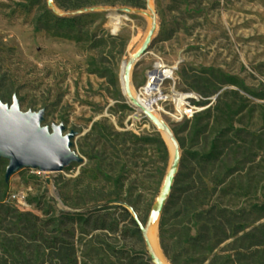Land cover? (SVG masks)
Wrapping results in <instances>:
<instances>
[{
  "label": "rangeland",
  "instance_id": "374dc122",
  "mask_svg": "<svg viewBox=\"0 0 264 264\" xmlns=\"http://www.w3.org/2000/svg\"><path fill=\"white\" fill-rule=\"evenodd\" d=\"M44 1L0 0V99L11 104L17 95L22 110L46 109L43 124L65 122V132L76 129L72 148L84 159L62 170L23 166L6 178L8 187L0 185V195L7 190V201L38 214L37 225L57 238V247L40 257L35 246L25 248L23 260L0 243V264H71L73 256L78 264H157L133 219L136 211L147 222L168 174L171 152L167 145L166 157L156 144L141 145L131 135L162 133L144 111L135 116L140 106L124 85L126 62L150 30L147 4L65 11L46 0L58 14L100 13L81 30H56L36 27ZM154 9L158 28L134 64V91L144 94L151 69L162 62L176 66L162 90L191 94L181 102L162 99L161 107L156 106L182 151L172 188L177 202L169 206L163 225L164 210L160 217L162 250L172 264H210L227 254L237 263L260 257L264 264V209L258 207L264 203V0H154ZM92 57L97 65L116 70L118 87L90 69ZM228 74L241 83L226 82ZM186 102L201 109L179 118L176 112ZM215 138L217 158L208 162L192 157L190 151H210ZM99 156L105 166L116 164L114 173L127 175V199L116 198L117 187L109 182H90V168ZM9 161L0 159V179ZM192 187L208 191L204 213L191 219L180 213V203ZM14 192L26 195L24 207L11 199ZM68 212H83L89 221L63 219ZM200 218L207 219L211 235H220L196 240ZM227 219L243 227L233 231ZM14 220H2L0 240L19 238L21 244H33L30 228L19 231ZM117 222L120 229L114 231ZM222 222L232 235L217 243L224 235L218 226Z\"/></svg>",
  "mask_w": 264,
  "mask_h": 264
},
{
  "label": "trees",
  "instance_id": "16d2710c",
  "mask_svg": "<svg viewBox=\"0 0 264 264\" xmlns=\"http://www.w3.org/2000/svg\"><path fill=\"white\" fill-rule=\"evenodd\" d=\"M57 4L65 11L70 10H77V9H83L85 7H90L94 5H101V4H130L136 7H145L147 4V0H56ZM40 16L38 18V23L36 25L37 28L47 27V28H53L56 30H81L82 27H84L85 24L88 22L95 21V18L100 15L97 11H89L86 13H83L81 15H65V14H58L55 12L48 4V2L45 0L41 6H40ZM90 69L95 72H99L101 75H105L109 78V81L114 84L116 87L119 85V78L118 73L115 69L112 67L107 66H101L97 65V60L95 57H92L89 61ZM226 82L230 83H236L240 84L241 81L236 75L228 74L226 75ZM133 137H135L141 145L145 144H156L158 149L163 152V154L167 157L168 155V147L166 144L165 139L162 135L159 133L153 132L152 134L148 135H138V134H131ZM184 142L182 141V144ZM219 144L217 138H215L212 141V148L210 151L203 153L199 150H193L190 151V154L192 157L196 160H204V161H212L215 158L219 156ZM110 166V167H109ZM116 168V164L112 163L108 166L103 163V159L99 156L95 160V164L90 168V176L91 181L95 182L96 184H100L102 182H109L111 185H114L117 187L116 198L120 197L121 199H127V195L123 196L124 190H125V183H126V177L127 175L123 172H115L114 170ZM0 185L8 187V182L5 177H1L0 179ZM207 191L208 188H202L195 189L194 187L189 188L186 190L187 194L186 197L183 198L182 202L180 203V213L184 215L185 217L189 218H196L198 216H202L205 209L203 208V205L206 204L207 199ZM6 193L7 190H4L2 194L0 195V225H2V220H4L7 216H11L15 218V224H17L19 231H25L27 232V229L30 228V236H31V242L33 244H21V240L13 239L12 241H9V238H2L0 240V243L2 244L4 250L9 252L14 258L18 260L25 259V254H22L25 250V248H30L31 246H35L37 250L36 257H40L42 254V251L46 252L48 249H55L57 247V238L55 236H51L42 229V227L38 226L36 223V219H39L40 216L36 213H32L30 211L20 210L18 206L12 204L10 201L6 200ZM176 194L175 190H173L170 194V199L168 203L165 206L164 214L162 218V225L165 223V217L167 210L169 209V206L171 203L177 202L175 200ZM259 209H264V203L258 204ZM126 208V207H125ZM127 213L131 215L129 209H126ZM63 219H66L68 221H89L88 215H86L83 212H68L64 213ZM52 220H57V216H51ZM133 219V218H132ZM202 218H200L201 220ZM133 221L136 222L137 225H139L137 219H133ZM227 223L230 229H233V231L240 230L241 227H243L241 224L235 225L232 223L230 219H227ZM219 227L223 230L224 235L222 234L218 238V242L226 240L229 238L232 234L230 232H227V229L224 228V222L222 224H218ZM101 227V226H98ZM102 227H107L102 226ZM208 228L207 226V219H202V224L199 227L197 235L194 237L196 240L203 238L204 240L210 241L212 237L215 235H220V233H216L214 235H211V232L209 230H206ZM112 229L114 231H117L119 228V222L116 223V226H112ZM139 231H141V227L137 228ZM247 232L243 235L244 237H247ZM213 249V246L210 247V250ZM226 259H221L219 262H216V260H212L210 264H262L261 258H250V260L247 261H241L240 263L236 262V258L232 256V254H227L225 257ZM71 264H78V258L77 256H73V258L70 260Z\"/></svg>",
  "mask_w": 264,
  "mask_h": 264
},
{
  "label": "water",
  "instance_id": "95a60500",
  "mask_svg": "<svg viewBox=\"0 0 264 264\" xmlns=\"http://www.w3.org/2000/svg\"><path fill=\"white\" fill-rule=\"evenodd\" d=\"M48 2L50 5L55 4L58 9L62 10L56 0H48ZM148 3L149 1L147 0V5ZM97 6L94 5L83 9L95 8ZM126 7L134 6L127 4ZM152 38V31L150 32L149 30L146 42L138 52L139 58L146 52ZM133 67V62L129 58L126 62L124 78L127 83L126 90L130 94L131 88L129 82L131 81ZM132 98L140 106L135 116L137 115L138 117L139 113L144 111L153 119L162 133L172 155V148L163 133V127L166 124L150 108H142L140 102L135 97ZM45 113V108L39 110H22L17 95H14L11 104L0 99V159L2 156H5L10 160L6 169L7 179L10 178L13 172L23 166L39 167L42 170H62L73 161H82L84 159L78 151L72 148V138L76 135L77 130L72 129L65 132V122H54L52 127L48 124H43ZM181 156L182 151L179 141V148L176 150V160L170 165L160 195L150 212L147 222H143L139 214L134 211L135 217L144 231L148 246L151 245V242L146 233L147 225L153 220L157 209L161 211V214L164 210L167 199L172 192ZM151 252L154 260L158 264L160 259L153 251Z\"/></svg>",
  "mask_w": 264,
  "mask_h": 264
},
{
  "label": "bare ground",
  "instance_id": "6f19581e",
  "mask_svg": "<svg viewBox=\"0 0 264 264\" xmlns=\"http://www.w3.org/2000/svg\"><path fill=\"white\" fill-rule=\"evenodd\" d=\"M148 1L149 3L147 5V8L145 9V12L150 20V32L152 31V34L154 36L158 28V20H157L156 12L154 9V0H148ZM54 7L58 9L55 4H54ZM113 19L115 23H118L119 15L117 13H114ZM146 38L142 41L139 48L131 52L130 59L133 62V65L139 59L138 52L144 46L146 42ZM175 68H176L175 65L167 66L162 62H159L157 64V72L161 76L174 75ZM129 83H130V88H131V94L130 93L129 94L131 95V97H135L140 102V105L142 108L144 107L150 108L166 124L163 127V133H164V136L167 142L172 148L171 163H173L176 160V150L179 148V139L176 136L175 131L171 127V125L165 120V118L158 111L155 105L152 104V102H155L157 99L158 100L161 98L165 99L171 94H168L162 90L161 83H157V84L151 83V84L144 85L142 88V92H144V94H141L140 92H135L131 81ZM124 85L126 88L127 83H126L125 78H124ZM172 96H175L179 102H181L184 99V93H181V92L176 91L175 94H172ZM160 217H161V211L157 209L155 211L153 220L147 225L146 233L151 242V245L149 247L151 248V251H153L156 254V256L160 259L158 264H172L170 260L166 257V255L164 254L161 244H160V238H159Z\"/></svg>",
  "mask_w": 264,
  "mask_h": 264
},
{
  "label": "built area",
  "instance_id": "2783aa9c",
  "mask_svg": "<svg viewBox=\"0 0 264 264\" xmlns=\"http://www.w3.org/2000/svg\"><path fill=\"white\" fill-rule=\"evenodd\" d=\"M173 76L174 75H163V76H161L160 74H158L157 66H156L153 69H151L146 84H151V83H154V84L161 83L162 84L166 78L173 77ZM190 96H191L190 93L184 94V97H190ZM169 97H173V99L178 102V99H176L175 96L169 95L167 98H169ZM162 99L163 98H161L159 100L157 99L155 102H152V104H154L155 107L161 106L160 100H162ZM199 109H201V106H198L197 104H193L191 102H186V103H183L181 108H179L176 113H177V116L179 118H184L186 116H193L197 111H199ZM11 199L18 200L19 201L18 205L21 207H24L27 204L26 203V195L21 196L20 194L14 192L11 194Z\"/></svg>",
  "mask_w": 264,
  "mask_h": 264
},
{
  "label": "flooded vegetation",
  "instance_id": "af4514ba",
  "mask_svg": "<svg viewBox=\"0 0 264 264\" xmlns=\"http://www.w3.org/2000/svg\"><path fill=\"white\" fill-rule=\"evenodd\" d=\"M2 100V99H1ZM6 102V101H5Z\"/></svg>",
  "mask_w": 264,
  "mask_h": 264
}]
</instances>
